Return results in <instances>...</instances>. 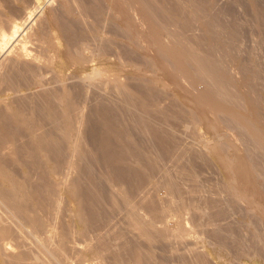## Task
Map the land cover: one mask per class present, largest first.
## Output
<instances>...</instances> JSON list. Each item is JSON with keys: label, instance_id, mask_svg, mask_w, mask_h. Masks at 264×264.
Returning <instances> with one entry per match:
<instances>
[{"label": "bare ground", "instance_id": "bare-ground-1", "mask_svg": "<svg viewBox=\"0 0 264 264\" xmlns=\"http://www.w3.org/2000/svg\"><path fill=\"white\" fill-rule=\"evenodd\" d=\"M208 1L211 3V0ZM45 2L50 5L55 3V6L42 15L39 13V0H0V264H48L47 260L27 249L21 250L24 246L22 239H30L41 254L52 260V264H86L91 261L106 264L103 262L106 254L111 256L109 264H122L125 260L131 264H157L151 253L139 252L137 246L123 240L121 231L120 234L107 236L98 232L108 211L123 212L129 220V228L136 230L138 236L150 245L161 244L160 240L169 238L170 241L171 238L188 239L192 235L186 224H183L181 215L197 209L190 199L193 190L181 189V181L173 179L152 152L148 157L140 151L142 149L134 147L132 127L150 133L155 137L158 148L167 153L175 150L179 138L171 130L169 132L162 127L152 126L146 116L135 120L132 118L130 125L129 121H122L123 115H115V108L98 104L96 113L101 119L103 132L100 136H94L95 139L99 137L96 153H101L99 158L102 157L110 170V177L107 178L109 186L118 184L116 192L119 198H113L106 209L104 193L96 178L88 183L80 180L82 178L79 175L88 172L93 164L89 163L91 161L87 163L86 158L94 162L97 159L94 148L88 150L87 143L85 147L81 127L85 123L83 108L86 94L90 89L100 86H111L114 90L126 92V99L131 100L133 106L146 115L156 111L164 117V111L151 108L147 101L156 100L159 92L163 91L161 88L173 86L184 92V101L190 108L188 118L194 124L200 122L207 131L213 133L210 139H202L204 136H201V148L225 173L223 187L210 192V196L208 193L209 197L205 201L201 199V205L199 200L201 208L210 209V213L201 212L200 219L195 220L194 229L207 231L210 228V234L222 245L213 246V253L209 254H214L222 264H235L241 258L264 262V232L255 231L254 224L251 225V233L256 244L253 245V241V246L241 248L236 255L224 249L236 233L232 228L225 229L226 226L222 229L223 226H220L223 221L220 226L215 224L227 214L230 215V209L224 208L218 198L222 192L237 203L245 202L250 209L259 212L258 217L264 221V118L259 115L260 109L257 111L258 108H255L257 103L255 106L248 103L249 117L244 115L242 110L246 105L239 99V92V95L233 93L237 90L236 86L234 90L230 86L231 91L225 85L224 74L228 70H224V73L221 68L224 67L221 65L223 62L216 58V43V47L208 43L210 38L213 42L215 32L220 33V27L216 24L217 27L214 25L215 28L210 29V21L205 19L206 16L203 19L204 1ZM197 23L203 31L202 35L192 33L198 29ZM172 25L175 27L171 29ZM206 43L209 45L206 46ZM209 49L215 50V58L211 57L214 51L210 54ZM135 53L149 60L147 64L152 68L150 77L146 79L152 85L148 81L144 84L143 79V84L140 82L134 90L136 94L132 93L134 88L129 92L121 79L123 74L137 77L146 73L147 68L137 65L136 59L133 61ZM230 77L233 79L232 75ZM165 78L170 83H166ZM247 78L249 83L253 82ZM240 81L243 79L235 80ZM246 82L245 85L249 84ZM33 89V92L27 93ZM257 92L254 91V94ZM252 95L251 92L254 98ZM170 113L167 115L172 116ZM181 116L180 110L175 109L173 118L180 120ZM232 131L234 136H238L237 139L222 140L226 132ZM194 153L192 156L195 159L196 156L205 155L200 151ZM181 154H178L177 159ZM157 171L161 172L163 179L160 182L153 181V193L149 196L145 191V182L151 180ZM72 173L74 176L70 177ZM90 173L84 180L92 175ZM203 190L201 192L206 191ZM197 192L200 193L198 190L195 194ZM64 202H67L68 208L62 207ZM62 208H67V218L64 219L65 223L59 225ZM171 215L176 217L173 225L169 222ZM4 217L10 220L9 224H3ZM13 249L17 251H11ZM196 255L198 261L205 262L201 254Z\"/></svg>", "mask_w": 264, "mask_h": 264}, {"label": "rangeland", "instance_id": "rangeland-1", "mask_svg": "<svg viewBox=\"0 0 264 264\" xmlns=\"http://www.w3.org/2000/svg\"><path fill=\"white\" fill-rule=\"evenodd\" d=\"M196 1H198V2H203L204 1L203 11H205V12H204V14L202 16H203V19H204V16H206L205 19L210 21V25L208 24L209 27L210 26L212 27V28L210 27V29H214L215 27H217V25H219L218 27H220V33L218 34L217 32H215L214 37L212 36L214 43L211 41L212 40L211 38L208 39V43H210L212 45L214 44L213 45L214 47H216L215 46V43H216V45H217L216 48L218 50V51H216L217 56L215 54V50L214 49L213 50L209 49V51L208 50L207 51H208V53L210 52V54H211L212 51H214L213 54H212L213 56H211V57L215 58V56H216V58L218 57L217 59H219L220 62H223L222 64L218 62L219 64H221L222 66H224L226 68V69H224V67H221L222 71L228 70V73L226 71V74H224V78H225V82L226 83L224 82V79L222 78L223 82L225 83V85L227 84L229 86V89H230V86H231L232 89L235 88V86H236L235 89H237V90L233 89L234 90L233 93H235V95H239L240 94L239 99L244 102V105H246V107H244L243 110H242V113L244 115L249 117L248 116L249 115V113H248V110H249L248 109L249 108L248 103H252V104H254V106L257 103L255 108L256 109L258 108L257 111L260 109V112H259L260 114L259 115L262 118H264V116H263L264 115V0H211L210 1L211 3H209L208 0L207 1L206 0H194V2H196ZM45 3H46L45 0H39V6H40L39 8L41 9V11H39V13H41L42 15L46 14L47 10L50 7L55 6V3H54V5H50L48 3L45 4ZM204 8H205V10H204ZM209 16H211V17H209ZM198 24L199 23H197V25H196L198 29L194 30V32H192V33L202 35L203 31L200 29ZM214 25H215V27H214ZM174 27L175 26H173V25H172V27L170 26L171 29L174 28ZM222 30L225 33L222 32ZM231 30H233V31H231ZM227 31H229L231 34L229 32H227ZM189 32H187L186 34L189 35ZM192 33H190V34H192ZM215 36H217V37L215 38ZM219 36H220V38H219ZM220 39H221V41H222V43L224 45H220V44H222ZM224 41H226V43H224ZM208 43H206V46L209 45ZM226 44H228V45H226ZM218 45H220V46H218ZM222 46H224L226 48H224ZM218 47H219V49H218ZM220 48L223 49V50L226 49L227 52H226V50L225 51H222V50L220 51ZM214 54H215V56H214ZM134 56H135V58H133V61H134V59H136L137 60V65L143 66L145 69L147 68L146 69V73L141 75L142 77L141 76H137L136 77V75H134L135 76L134 77V76H132L130 74H123L121 79H122V81L125 82L126 89L129 92L133 91L132 93L136 94V92L134 90L136 89L138 84L142 83L143 79L145 80V81L143 80L144 84H147L146 83L147 81L150 84V80H146V79H148L150 77L151 72H152L151 71L152 68H149V65H150L149 63H148L149 65L147 64V62L149 60L148 61H147V59L145 60L138 53H135L133 55V57ZM138 57H140V58H138ZM217 59H215V60L218 61ZM143 60H144V62H142ZM249 60H250V62L252 60V62L251 63L247 62ZM239 61H240V63H239ZM141 62L143 64H141ZM246 62H247V64H246ZM241 63L243 65L244 64H246V65L249 64L248 66H250V67L245 66V65L242 66ZM251 64H252V66H251ZM242 67L244 68L245 73L243 72L244 70H243ZM246 67H248V68L245 69ZM249 68H251V69H249ZM224 73H225V71H224ZM249 74H251V75H249ZM256 74H257V76H256ZM231 75H232V78L234 80L230 79ZM253 75H254V77H253ZM247 76L249 78H251V80L249 79L250 82L253 81L255 83L254 84L252 82L254 85L257 84L256 87H254V85L252 83H249L247 81L248 80ZM127 77H129V78L127 79ZM228 77H230V78H228ZM255 78H256V82L257 83L255 82ZM236 79H243V81L242 82L241 81L240 82H235ZM165 80H166V83L169 82L168 79L165 78ZM135 81H137V82H135ZM228 81L231 82V83H227ZM244 81L245 82L247 81L246 83H249V84H246L247 85L246 86ZM150 85H152V83ZM232 85H234V87ZM250 85H252V86L249 88ZM246 88H247V90H246ZM251 88H253V89L256 88L258 92L255 89H254V91L257 92L258 94L255 95L253 89H252V91L250 90ZM130 89H133V90L131 91ZM161 89L163 91H160L161 93L159 92V96L156 98V100H151V101L148 100L147 104L149 103L148 105L151 108H153V109L156 108L157 110H159L161 112L164 111V113L166 115L165 117L163 116V114L158 113L156 111L150 113V115H146V113L144 114L142 110H140L139 108L133 106L134 103L131 100L126 99V97H125V93L126 92L124 93V91H119V90H116V89L114 90L111 86H100L97 89H90L88 91V93L86 94L87 98H86V102H85V105H84V108H83V115H84V122H85V123H83V125L81 127V130L83 131V142H84L85 147H86V143L88 144L87 145V149L88 150L91 151L94 148V151H95V152L93 151L94 153H96L98 151V149H99L98 148V146H99V137H97L96 139H95V137H96V134L98 136L99 134L101 135L102 132H103L102 131L103 126H101L102 125L101 119L98 116V114L96 113V107L98 106V104L102 105V106L112 107V109L115 108L114 109V113H116L115 115H119V116L121 115L120 117H122V115H123V117H122L123 120L122 121L124 123H127V121H129L128 124L131 125L132 121H133L132 118L135 120L137 117L146 116L149 119V121L152 124V126H155V127H158V128L162 127V128H164L165 130H167L169 132L171 130L172 134L177 139L178 138L179 139H178V142L175 145V150L171 151L170 153L169 152L168 153L164 152L160 148H158L159 145L156 142L155 137H153L150 133L144 132L139 127L137 128L135 126L132 127V135L134 137L133 138V145H134V147L136 149H139V150L142 149L140 151H142L146 156H148L149 153H151V152H152L153 156H157L158 160L160 161L161 167L163 165L162 168L165 167L164 169H167L169 171V173H170V175H171V177L173 179L181 181V185H180L181 189H183V190L192 189L193 190L194 194L191 195L193 197L190 196V199H191L192 203L197 206L196 207L197 209H195V211H190V213L189 212H183L182 215H181V219H182L183 224L184 225L186 224L185 225L186 228H188L190 230V233L192 235L190 234L191 236H188V239L184 238V239L175 240L174 238H171L172 240L170 241V238H169V240H160L161 244L160 243L159 244L158 243H154L153 245H150L147 241L145 242V240L143 238H141V236H138V232L136 230H132L131 228H129V223H128L129 220H127L128 218L125 217L123 212H120L118 210H115V212L114 211H108V212L106 211L107 212L106 220H105L104 224L101 226L102 228H100V230L98 232L100 234H102L103 236H107V234H113V233H119L120 234V231H121V233L123 234V238H122L123 240L125 239L126 241H129V242L133 243L135 247L137 246L136 249L139 252L142 251V253H146V254L151 253L152 257L155 259L157 264H172V263L173 264H207L206 263L207 261H208V264L209 263H211V264H222L221 261L217 260V258L215 257L214 254H211V255L209 254V253H213L212 252L213 251L212 248L217 247L218 245H222V244L219 243V241H218V239L216 237H214L213 235L210 234V228L208 227L207 231L206 230L202 231V229H199V228L196 229L197 231L194 229V224H196L198 219H200L199 218L200 217V213L201 212H205V211H206V213H208L209 210H210V209H208V210L203 209V206L201 208V206H200L202 204V200L201 199L204 198L203 200L205 201L211 195L212 192H214L215 190H220L223 187L224 182H225V173L217 165V163L214 161V159L205 152L203 147L201 148V146H202V144L200 143L201 136L202 135L204 136V137H202V139H207V138L210 139L212 137L213 133L210 130L207 131V129L200 122L194 124L188 118V117H190V115H189L190 114L189 113L190 112V108H189V105L187 104V102L184 101L185 94H184V92L182 90H180L178 88H175L173 86H171L169 88H164V89L161 88ZM232 89H230V90L232 91ZM33 91H34V89L31 90L30 92L27 91V93H31ZM247 91H249L248 94H247ZM172 92H174V93L171 94ZM238 92H239V94H238ZM251 92H252V94H253L252 96H254V98L251 97ZM242 95H243V97H242ZM255 96L260 100L259 104H258L259 100L256 101L257 98L255 99ZM242 98H243V100H242ZM250 98H252V100ZM176 99H177V101H176ZM253 99H255V101ZM157 100L159 102H157ZM153 101H155V102H153ZM186 107H188V109ZM166 109H168V110H166ZM175 109L176 110H180V112L182 114L180 120L176 119V118L175 119L173 118ZM168 112L169 113L172 112V113H170L172 116H169V114L167 115ZM183 112L186 113V114H184ZM132 114H134V115L132 116ZM119 116H117L118 119H120ZM87 117H88V119H87ZM165 118H167V119H165ZM187 122L188 123L190 122L192 124L190 125V123H189V125H188ZM87 123H89V124H87ZM263 123H264V120H263ZM232 133H234V132L233 131L229 132V133L226 132L224 134L225 138H223L222 140H231V139L235 140V137L237 139L238 136L236 134L234 136V134H232ZM194 135H196V136H194ZM151 136H152V138H150ZM86 137H87V140H86ZM95 140L97 142L93 145V142ZM236 142H237V140H236ZM237 143L239 144V142H237ZM145 148H147V149H145ZM242 149H243V147H242ZM152 150L154 151V153H153ZM176 150H178V151H176ZM181 151L183 152L182 154L180 153ZM199 151L202 154L204 152L205 155H203L202 157H197L196 156L197 159L193 158L194 156H192V155L195 154L194 152H199ZM98 153H99V155H97V153L95 154V157L97 159L101 155L100 152H98ZM152 154H150V156ZM178 154H181L182 156L179 155V158L177 159ZM101 158H99L100 162L99 161L97 162V159L94 162L92 159L86 158L85 161L87 163L89 161H91V162H89L90 164L93 162V164H92V166L90 168L91 173H90V170L88 171L92 175H89L90 177L88 176L87 179L84 180V178H86L87 173H88V172H84V173L79 175V178L81 177L83 179V180L80 179L83 183H88V182L91 181V179L94 180V178H96L95 180L101 186L100 189L102 191V194L104 193L103 194L104 205L106 206V209H108L109 207H107V206L109 205V202H111V200L113 198L114 199L116 197L119 198L118 194L116 192L118 184H116L114 187H110L109 184L107 183V178L109 179V177H110L109 176L110 170H109V168L107 169L106 166H108V165L106 163H104L103 159H101ZM258 159L261 161L260 158H258ZM173 161L176 162V163L173 164L174 163ZM92 171H93V173H92ZM159 171H157L153 175L151 180L148 179L145 182V186H146V187L144 186L145 187V191H146V194H148L149 196H151V194L153 193V189H151L152 188L151 184L153 183V181H156V180L159 181L160 179H163L162 176H161L162 174ZM190 171H191V173H190ZM105 173H107V175H105ZM71 176H74V174L73 173L70 174V177ZM96 176H99V177H96ZM191 176H193V179H192ZM99 178H101V180H99ZM160 181H162V180H160ZM214 186L215 187L218 186V187L215 188ZM205 189H206L207 192L205 191ZM198 190L200 191V193L197 192L195 194V192L198 191ZM201 190H203L205 192H201ZM208 193H209V196H208ZM108 195H109V197H108ZM218 198H219L220 201L223 202L224 208L226 207V208L230 209L229 212H228V213H230V215L227 214V216L225 218L220 220V222L216 221L215 224L217 223L218 226H220L222 221L224 223L226 222L225 225L223 223V224H221L220 227L223 226L222 229L225 228V226H226L225 229H227V228L231 229L232 228V231L234 232V234L236 233L234 235L235 237L234 236L232 237L233 240L230 239L231 241L230 240H228V242L226 241L227 242V246L230 247V248H227V246L225 245V247L223 246L224 249H228L227 252H229L231 255H236L239 251H241V248H249V247L255 245L256 242H255V240H254V238L252 236V233H251V230H252L251 225L252 226H253V224L255 225V226H253V229H255V231L258 230L259 233L260 232L261 233L264 232V229H263L264 228V221H263V219L261 217H258V216H260L259 212L255 211L253 209H250L247 206V204L245 202H243V201H240V202L238 201V203H237V201L235 202V199H233L230 195H228V194H226L224 192H222ZM197 199H198V201H197ZM199 200H201L200 201L201 203L199 202ZM198 202L200 203V205H199ZM65 203H67V202H64L62 204V207H67L68 208V204H65ZM67 208H62V213H61L62 217H61V219L59 221V225L65 223V221H66L64 219L67 218L66 214H65L67 212ZM196 210H197V212H196ZM235 210H237L236 213H235ZM251 213H252V215H250ZM255 214H256V216H255ZM173 216L175 217V215H171L170 216V220H169L170 225H173L172 222H174L175 219H176V217L174 218ZM251 218H253V219H251ZM123 219H124V221H123ZM204 219L206 220V218H204ZM195 220H197V221H195ZM224 220H226V221H224ZM125 222H126V224L124 226L123 224ZM9 223H10V220L7 219L6 217H4L3 224L7 225ZM254 227H256V228H254ZM126 228H128V230ZM192 228L195 230V232H193ZM126 231L128 232L129 235H127ZM235 231H237V232H235ZM239 231H241V233ZM243 233H244V235H242ZM238 235L240 237H238ZM250 235L252 237H250ZM140 238H141V240H140ZM238 238H239V240H238V242H236V240ZM242 238H243V240H240ZM246 238H248V239H246ZM250 239H252V240H250ZM29 240L30 239H24V240L22 239V242H23L25 247L23 246L20 249L21 250L22 249H24V250L27 249L32 254L38 255L42 259L47 260L48 264H52V260L51 259L49 260L46 256L41 254L38 251V249L35 246V244L32 241H29ZM203 240H205V241H203ZM10 241L13 242L12 240H10ZM163 241H165V243ZM169 241H170V243H168ZM181 241L183 243L184 242L185 243L184 244L182 243L181 246H179ZM202 242L205 245H207V246L203 247L204 245H203ZM229 242H231V243H229ZM252 242H253V245L251 244ZM232 245L234 246L233 248H231ZM32 248H34V249H32ZM239 248H240V250H239ZM11 251H17V250L13 249ZM196 254H201L204 257L205 262L202 263L203 260L202 261H200V260L198 261V259L196 258L197 257ZM69 255L72 257V254H70V252H69ZM190 256H191V258L192 257L193 258L191 259ZM185 258H190V260L189 259L185 260ZM103 262H105L106 264L111 263V256L109 254H106L104 259H103ZM85 263L86 264H90V263L95 264L96 261L85 262ZM122 264H131V262L129 260H125V262H122ZM235 264H264V262H262L261 260H256V259L248 260V259H245V258H241Z\"/></svg>", "mask_w": 264, "mask_h": 264}]
</instances>
